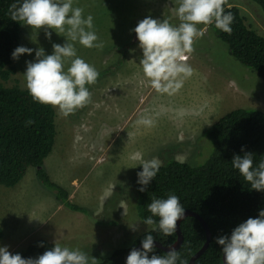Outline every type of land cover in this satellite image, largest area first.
Returning <instances> with one entry per match:
<instances>
[{"label": "rangeland", "instance_id": "1", "mask_svg": "<svg viewBox=\"0 0 264 264\" xmlns=\"http://www.w3.org/2000/svg\"><path fill=\"white\" fill-rule=\"evenodd\" d=\"M228 3L240 7L264 30L255 4L249 0ZM73 6L94 18L104 47L87 49L78 43L75 47L77 55L100 75L89 86L92 103L87 107L67 117L54 109L57 135L42 168L67 192L68 200L86 213L60 205L37 179L35 169L29 168L15 187L0 185V247L20 254L33 238H43L79 248L101 261L147 228L131 209L134 183L142 170L133 157L141 153L146 160L158 157L202 164L210 148L203 131L235 108L264 112V82L229 56L226 45L207 28L187 61L193 75L178 93L158 94L143 81L138 42L124 54L119 49L141 17L176 22L177 0H74ZM64 42L55 32L49 40L43 30L36 33L22 25L20 46L34 50L13 64L14 78L22 88L26 89L25 62L35 61V49L43 48L50 55L52 44ZM142 116L154 119L155 126L137 125Z\"/></svg>", "mask_w": 264, "mask_h": 264}, {"label": "trees", "instance_id": "2", "mask_svg": "<svg viewBox=\"0 0 264 264\" xmlns=\"http://www.w3.org/2000/svg\"><path fill=\"white\" fill-rule=\"evenodd\" d=\"M249 1L258 7L264 22V0ZM19 2L21 0H0V185L13 188L29 168H34L37 179L50 190L60 205L71 211L86 213V209L73 205L68 200L67 192L53 183L42 168L57 135L56 116L53 108L35 103L28 91L14 78L16 69L11 54L20 46L22 25L11 20L9 7L12 3ZM229 4L231 7H226L225 11H230L235 18L232 34H225L214 25L208 28L226 45L229 56L264 82V30H259L240 7ZM146 17L149 16L134 21L129 39L119 49L120 52L124 54L137 44L136 35L132 30ZM170 23L176 24L178 20ZM121 60L118 63L121 64ZM28 120L34 123L26 126ZM203 136L210 147L206 160L202 164L192 166L186 162L166 159L146 191H138L141 185L137 183L138 178L136 179L131 209L141 222L151 215L147 205L153 197L166 199L169 194L177 195L185 211L201 218L209 231L207 248L193 264H223L221 246L216 244L215 240L221 236H230L236 226L248 218H256L259 212L264 210V192L252 190L238 170L233 169L231 165L234 155H243L242 148L244 152L255 155L254 166L264 159V112L252 107L232 109L206 128ZM153 219L158 222L157 217ZM110 224L115 225L114 222ZM146 227L145 231L131 236L130 242L125 243L123 247L114 249L100 264H125L126 255L140 245L149 232L154 241L164 247L172 245L177 239L176 233L166 237L158 230L152 232V226ZM178 229L181 243L177 251L181 260L187 261L188 264L191 257L204 245L205 231L193 216H186L181 220ZM1 238L0 228V240ZM53 246V242L33 238L19 253L23 258H36ZM165 253L155 247L154 253L149 256Z\"/></svg>", "mask_w": 264, "mask_h": 264}, {"label": "clouds", "instance_id": "3", "mask_svg": "<svg viewBox=\"0 0 264 264\" xmlns=\"http://www.w3.org/2000/svg\"><path fill=\"white\" fill-rule=\"evenodd\" d=\"M74 0H21L9 7L10 18L30 27L36 33L44 31L51 39L52 32L63 36L65 42L52 44V54L46 55L43 48L35 49V61H26L25 87L35 103L55 109L67 117L92 103L89 86L98 81L99 72L77 55L76 43L87 49H102L103 41L98 37L94 18L84 15L82 7H74ZM228 0H177L174 9L178 24L169 20L146 17L139 21L134 31L138 47L142 51L139 67L143 81L158 94L173 95L180 91L184 82L193 75V68L187 62L195 52V43L205 34L209 26L231 35L234 16L225 8ZM203 26V27H201ZM32 48L18 46L11 54L15 61L22 55H32ZM34 121H26L32 125ZM148 128L155 126L154 119L146 116L136 121ZM234 155L232 168L238 170L252 190L264 192V159L254 166L255 155L244 152ZM142 171L137 173L138 189L144 192L155 179L163 161L158 157L144 159L137 153ZM151 215L141 222L152 226V232L159 231L166 237L173 236L177 222L185 217V208L177 195L169 194L166 199L155 198L147 205ZM153 217L158 218V222ZM136 230L135 225L133 231ZM221 246L223 264H264V210L256 218H248L236 226L230 236L215 240ZM141 249L133 248L126 264H187L173 246L163 255L155 251L154 237L147 234L141 241ZM0 264H100L89 253L79 248L63 246L59 242L36 258H23L13 254L7 246L0 247Z\"/></svg>", "mask_w": 264, "mask_h": 264}, {"label": "water", "instance_id": "4", "mask_svg": "<svg viewBox=\"0 0 264 264\" xmlns=\"http://www.w3.org/2000/svg\"><path fill=\"white\" fill-rule=\"evenodd\" d=\"M186 216L195 217L200 222V224L202 225V227H203V229L205 231V235H206V241H205L204 245L202 246V248L193 257H191V259H190V261L188 263V264H193L195 259L198 258L204 252V250L207 248V245H208V242H209V231H208V228H207L206 224L204 223V221L201 218H199L196 214H194L192 212H189V211H185V217ZM179 222L180 221L177 222V230H176L177 239H176V241L172 245H170L168 247H164L161 244H159L158 242H155V247H157V248H159V249H161V250H163L165 252H167L169 250V247H171V246H173L175 248V250L178 249V247L180 246V243H181V235H180V232H179V229H178ZM140 248H141V244L137 245L135 247V249H137V250L140 249ZM128 254L125 257V264H126V258L128 256ZM222 262H223V255H222Z\"/></svg>", "mask_w": 264, "mask_h": 264}]
</instances>
